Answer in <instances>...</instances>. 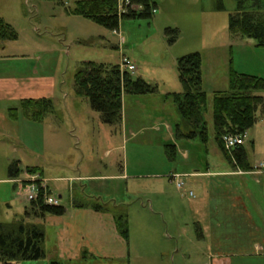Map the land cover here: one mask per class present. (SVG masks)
<instances>
[{"label":"rangeland","instance_id":"374dc122","mask_svg":"<svg viewBox=\"0 0 264 264\" xmlns=\"http://www.w3.org/2000/svg\"><path fill=\"white\" fill-rule=\"evenodd\" d=\"M75 1L0 0V18L17 33L0 50V78L36 77L38 94L50 99L54 110L45 122L36 123L35 148L15 153L16 140L9 135L17 129L8 119V110L16 108L21 118V108L18 102L0 104V178L7 176L8 164L14 159L41 167L45 177L51 178L49 195H60L59 205L70 209L72 182L66 177L103 175L102 179L75 182L74 198L91 197L125 212L128 256L111 260L112 264H215L216 258L208 255L216 251H234L221 264H264V258L242 255L232 245L210 249L199 240L188 207L194 190L184 185L183 178H174V186L183 183L179 191L166 187L165 195L157 194L158 186L165 185L159 177L165 179L169 167L192 164L198 168L207 160L214 165L223 158L214 141L212 96L214 91L227 90L230 67L264 79V47H255L251 39H235L227 31L235 0H221L223 11L214 9L215 0H153L156 8L151 18H122L116 30L69 14ZM118 11H124L123 5H118ZM167 27L178 32L172 44L164 34ZM191 52L201 57L202 90L207 99L205 144L198 138H186L188 132L183 128L182 135L176 136L179 115L171 100L161 97L165 92H181L175 63ZM5 55L14 57L6 59ZM123 56L135 66L130 74L156 84L158 93L122 96L121 123L111 126L101 122L87 100L75 95L73 76L82 61L120 65ZM258 122L252 128L256 149L250 131L243 144L257 162L264 160V114ZM166 145H174L172 157ZM167 195L171 200L161 218L157 196L163 201ZM21 197L12 184L0 182V222L11 221L28 206ZM148 201L154 203L152 207ZM186 227L187 232L182 231ZM45 233L43 248L53 245L54 228L45 226Z\"/></svg>","mask_w":264,"mask_h":264},{"label":"trees","instance_id":"16d2710c","mask_svg":"<svg viewBox=\"0 0 264 264\" xmlns=\"http://www.w3.org/2000/svg\"><path fill=\"white\" fill-rule=\"evenodd\" d=\"M123 12L118 11L117 0H77L68 11L74 16L83 17L94 24L109 30H116L120 19H149L155 10L153 0H127ZM235 9L228 14L227 31L233 37L251 39L255 47H264V6L259 0H235ZM215 10L223 11L221 0H215ZM167 42L172 44L177 39V29L165 28ZM17 38L16 31L10 24L0 18V41H12ZM175 68L181 92L165 94L174 104L179 115L176 125V136L185 129L186 138H198L202 143L208 139L203 112L206 108V93L202 90L201 57L198 52H191L176 59ZM73 90L76 96L88 101L90 108L99 114L102 123L119 126L122 119V96L151 95L158 92L156 84L141 77L134 78L127 71H120L117 64L82 61L75 69ZM264 91L262 77L240 73L231 67L228 72V88L214 91L212 96V124L214 141L223 158L234 168L243 171L251 170L245 147L242 145L227 152L223 148L222 136L225 134L245 135L264 114V98L255 92ZM24 116L34 122H42L46 115L53 113L50 99L23 100L20 104ZM18 111L10 109L8 116L16 119ZM166 153L172 157L174 145L165 146ZM22 172L17 161L7 167L9 178L17 177ZM25 172H41L37 167H27ZM71 207L89 208L101 213H109L118 235L126 242L128 223L125 212L113 205L111 207L91 197L77 200L72 189ZM49 195L46 189L39 190L37 198L28 202L23 215L9 222H0V264H15L21 261H35L45 257L43 248L44 231L41 220L47 216H61L65 208L61 205H48L43 195ZM31 219H38L36 223ZM81 259H90L83 251ZM53 264H55L53 262Z\"/></svg>","mask_w":264,"mask_h":264},{"label":"crops","instance_id":"0c3cea01","mask_svg":"<svg viewBox=\"0 0 264 264\" xmlns=\"http://www.w3.org/2000/svg\"><path fill=\"white\" fill-rule=\"evenodd\" d=\"M259 2L264 6V1L259 0ZM235 39L245 40L240 37H235ZM6 43V41H0V50L4 49ZM4 57L9 59L14 55H5ZM36 82V77H27L21 80L0 78V104L18 102L20 105L23 100L48 99L43 94H38ZM167 93L171 92H165L161 95L165 101L169 100V98H165ZM260 94L263 96L264 91ZM46 117L42 122H45ZM262 117L263 115L258 121ZM8 119L14 123L17 129L16 133H10L9 135V139L16 140L13 151L18 153L22 149L31 152L35 148L37 122L27 119L22 112L21 118L17 115L16 119ZM258 121L256 124L259 123ZM252 128L248 131H250V137L252 138L250 142L254 150L256 149L257 140ZM246 136L245 134L244 139H246ZM183 157L187 158V155L183 154ZM247 160L249 166H251L249 171L234 168L221 157L214 162V165H212L211 160H207L203 167L198 168L192 164L189 167L185 165L169 167L165 172V179L159 177L165 185L160 184L158 186L157 194L165 195L170 188H176L177 186H174L176 179L172 178L171 175H180L177 178H183L184 185L194 190L192 200L188 204L191 213L190 222L195 226V230L199 233L197 236L204 245L210 249H229L232 245L242 255L264 258V169L260 168V164L264 160L254 161L248 156V153ZM12 161H17L18 168L22 169V172L14 178L2 177L0 182L5 185L12 184L19 195H22L18 189V184L13 180H24L30 177L33 174L25 172V169L27 167H37L41 172L35 174L38 175L41 184L48 189L47 183L51 178L45 177L44 170L41 167L28 165L27 161H22L20 158ZM66 178L70 183L72 182L71 187L76 192L75 182L98 180L104 178V176L78 174ZM180 188L177 187L176 189L179 191ZM58 198L60 199L61 196L58 195ZM79 198L82 197L79 195ZM21 199L26 201L23 196ZM159 199L160 197L157 196V214L164 218L167 211L166 204L169 203L170 197L167 195L163 201H159ZM148 203L150 207L154 204L152 201H148ZM8 208H10L9 205ZM24 210L25 208H23L21 214L16 212L14 214L15 218H20ZM251 217L254 221H250ZM31 221L36 222L38 219H31ZM41 221L44 224V242L46 238L45 226L54 228L53 245L44 246V258L35 261H21L15 264H53V262L55 264H112L110 263L111 260H124L128 256L127 245L116 232L109 213H101L89 208H65L63 215H47ZM186 229L187 227L182 231L187 232ZM43 244L45 245V243ZM83 251L90 256L89 260L81 259ZM228 252L234 251L211 252L208 257L211 259L215 257V264H221L220 260L223 261V258L224 261L228 260L226 258L229 256Z\"/></svg>","mask_w":264,"mask_h":264},{"label":"built area","instance_id":"2783aa9c","mask_svg":"<svg viewBox=\"0 0 264 264\" xmlns=\"http://www.w3.org/2000/svg\"><path fill=\"white\" fill-rule=\"evenodd\" d=\"M128 4L127 0H119L118 5H125ZM121 8V7H120ZM120 71H127L129 73L133 72L135 70V66L126 58H121V63L119 65ZM244 136L245 135H235V134H225L222 136V144L223 148L227 152H231L233 149L237 148L238 146L242 145L244 143ZM260 168L264 169V163L260 164ZM180 175L173 174L171 177H179ZM16 184H18V189L21 192L22 196L30 202L37 198V195L39 193V190L42 189L43 191L46 190V187L42 185L38 175H31L30 177L22 180V179H14L13 180ZM182 185L181 181H178L176 183L177 187H180ZM43 201L48 205H54L58 206V197H52L50 195H43Z\"/></svg>","mask_w":264,"mask_h":264}]
</instances>
